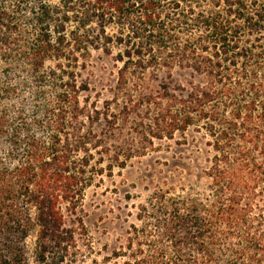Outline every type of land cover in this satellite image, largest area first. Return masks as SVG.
Listing matches in <instances>:
<instances>
[{
  "label": "trees",
  "instance_id": "1",
  "mask_svg": "<svg viewBox=\"0 0 264 264\" xmlns=\"http://www.w3.org/2000/svg\"><path fill=\"white\" fill-rule=\"evenodd\" d=\"M50 1L36 10L31 21L34 34L28 42L16 38L22 34L19 26L9 24L5 12L0 13L4 65L0 74V264H30L28 241L33 237L37 261L64 264L76 248L78 229H85L79 215L92 180L88 175L94 158L91 151L100 142L93 134H81L80 126L99 117L93 118L80 99L88 88L78 86L76 70L84 68L79 59L86 56L76 54L84 48L78 45L79 38L66 37L64 24L50 21L54 14ZM95 1L103 19H115L132 32L126 49L115 57L123 64L119 85H126L130 77L140 82L137 72L146 71L141 67L146 60L140 48L146 33L152 32L146 28L161 19L156 11L163 4L179 7L182 1ZM223 1L224 11L198 15L194 28L198 35L188 37L187 46L176 44L170 49L183 56L179 61H186V67L204 82L181 99L167 98L154 123L162 134H149L152 139L172 140L195 120L208 123L214 156L198 175L202 192L172 196L173 190L159 187L150 208L144 209L145 216L138 217L142 226L133 227L123 252H114L111 258L121 264H264V78L260 84L248 75L247 56L259 54L230 20L234 14L241 16L242 7L234 13L233 2ZM137 4L144 13L132 10ZM247 28L264 41L262 23ZM48 61L57 62L62 75L53 72L59 91L46 107L49 120L36 127L54 131L49 138L22 134V124L14 127L11 122L9 103L20 87L10 78L27 73L33 82H42L39 73ZM152 99L142 101L154 105ZM70 126L74 134H66Z\"/></svg>",
  "mask_w": 264,
  "mask_h": 264
},
{
  "label": "rangeland",
  "instance_id": "2",
  "mask_svg": "<svg viewBox=\"0 0 264 264\" xmlns=\"http://www.w3.org/2000/svg\"><path fill=\"white\" fill-rule=\"evenodd\" d=\"M47 1L27 0L18 4L15 0H0V13L5 12L9 24L19 26L22 34L16 38L28 42L34 34L32 18ZM181 1L179 7L176 3L171 7L163 4L156 11L161 19L148 25L146 29L152 32L146 33L142 41L144 45L140 48L146 60L141 67H146V71L137 72L140 82L130 77L126 85H119L118 71L123 64L116 62L115 57L126 49L132 32L117 24L115 19L112 22L108 21V16L103 19L104 12L98 9L95 0L49 2L54 12L50 21L53 19L56 24H64L66 37L79 38L78 45L84 48L82 53L76 54L78 58L81 54L86 56V59H79L80 65L85 64L84 68L79 66L76 70L78 86L88 88L80 94V99L83 106H88L93 118L99 117L98 121L87 120L80 126L81 134H93L95 142L100 143L91 151L94 158L88 175L92 180L84 192L79 215L85 229H78L76 248L71 250L64 264H121L122 261L111 258L114 252H123L133 227L142 226L138 217L145 216L144 209L150 208L151 199L159 187L173 190L172 196H196L202 192L203 183L198 175L208 168L214 156L213 133L209 131L208 123L195 120L185 131L176 132L172 140L152 139L149 135L162 134L155 130L154 123L167 98L176 96L181 99L195 85L204 82L186 67V61H179L183 56L173 54L170 49L176 44L187 46L188 37L198 35L194 28L200 13H219L225 9L223 0L222 3L218 0ZM231 1L235 5L234 13L240 7L242 11L241 16L234 14L230 20L237 32H244L243 41L259 54L258 57L247 56L248 75L261 82L260 79L264 78V48L260 49V46H264V41L247 25L259 22L264 26V0ZM140 9L142 6L137 4L132 10L145 12ZM108 39L112 40L111 43ZM72 45L78 47L74 42ZM57 64L47 62L39 73L44 80L39 83L33 82L27 73L11 76V83L20 87L9 103L11 122L14 127L22 124V134L49 138L54 131L36 126L49 120L46 107L59 91L60 82L54 80L53 75L56 71L61 74ZM2 68L4 65L0 62V74ZM150 97L154 105L142 101ZM66 134H74L71 126ZM60 136V139L65 138L63 134ZM35 242L34 237L28 241L30 264H45L36 260ZM46 264H56V261L50 260Z\"/></svg>",
  "mask_w": 264,
  "mask_h": 264
}]
</instances>
